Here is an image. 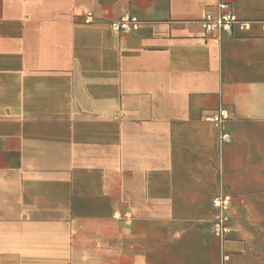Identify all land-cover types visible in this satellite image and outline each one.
Wrapping results in <instances>:
<instances>
[{"label": "crops", "instance_id": "0c3cea01", "mask_svg": "<svg viewBox=\"0 0 264 264\" xmlns=\"http://www.w3.org/2000/svg\"><path fill=\"white\" fill-rule=\"evenodd\" d=\"M0 264H264V0H0Z\"/></svg>", "mask_w": 264, "mask_h": 264}, {"label": "built area", "instance_id": "2783aa9c", "mask_svg": "<svg viewBox=\"0 0 264 264\" xmlns=\"http://www.w3.org/2000/svg\"><path fill=\"white\" fill-rule=\"evenodd\" d=\"M216 13H206L200 23L205 33L221 32L223 30L231 31L234 26L241 29L249 27V23L239 19L229 2H220ZM86 22L91 21V13L86 12L84 16ZM138 19L132 15H123L119 19L110 21L108 28L116 33H129L138 27ZM205 121L213 122L221 125L227 118V113L224 109L218 108L214 113H208L202 117ZM231 135L229 132L220 129L219 143H229ZM214 211L211 215V229L215 237L223 241L230 229L231 217V197L228 194L220 193L214 196L211 200Z\"/></svg>", "mask_w": 264, "mask_h": 264}]
</instances>
